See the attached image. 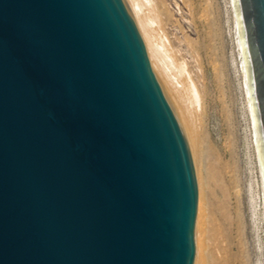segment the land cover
<instances>
[{
    "label": "water",
    "instance_id": "95a60500",
    "mask_svg": "<svg viewBox=\"0 0 264 264\" xmlns=\"http://www.w3.org/2000/svg\"><path fill=\"white\" fill-rule=\"evenodd\" d=\"M264 214V0H232ZM175 66L135 0H0V264H194Z\"/></svg>",
    "mask_w": 264,
    "mask_h": 264
},
{
    "label": "rangeland",
    "instance_id": "374dc122",
    "mask_svg": "<svg viewBox=\"0 0 264 264\" xmlns=\"http://www.w3.org/2000/svg\"><path fill=\"white\" fill-rule=\"evenodd\" d=\"M231 4L151 1L158 27L182 54L201 96L188 120L180 112L198 191L194 264H264L261 168Z\"/></svg>",
    "mask_w": 264,
    "mask_h": 264
},
{
    "label": "bare ground",
    "instance_id": "6f19581e",
    "mask_svg": "<svg viewBox=\"0 0 264 264\" xmlns=\"http://www.w3.org/2000/svg\"><path fill=\"white\" fill-rule=\"evenodd\" d=\"M151 1L152 0H135V2L139 5V7L142 9V11L149 18V20L153 23V25L155 27H157V30L160 32L163 40L165 41V43H166V45H167V47L169 49L170 59H171V61L173 62L174 66H175V72H176V78H177V83H178V89H179V94H180L181 101H182L181 102V106H180V112L188 120V115L190 113V110H193V108L197 109L198 107H200V101H201L200 92H199L196 84L194 83L193 79L190 76L191 73H189L188 70H187L186 61L181 57L182 54L180 56L179 52L176 50V48L173 49L172 47H170V45L168 43L169 40L166 38V36L164 34L165 32L162 31L158 27L159 26V17H158L157 12L154 11L156 9L152 8ZM231 3H232V0H231ZM231 5H232V9L231 10H232V12L234 14L233 4H231ZM156 11H158V10H156ZM234 33H235V38H236V44H237V47H238L237 48V51H238L237 53L239 55V63H240L241 74H242V83H243L244 90H245L244 93L246 95L245 99L247 101V107H248V112H249V116H250V123H251L250 126L252 128L251 129L252 130L251 134H252V137H253V142H254V147H255V151H256V156H257V159H258L259 164H260L258 138H257V133H256V129H255L254 120H253V115H252V110H251V106H250V101H249V97H248L247 87H246V81H245V75H244V68H243V62H242V56H241V50H240V44H239V38H238V32H237V26H236V20H235V14H234ZM261 202H262V212H263V189H262V201ZM262 217H263V221H264V214H263ZM223 220H224V217H223Z\"/></svg>",
    "mask_w": 264,
    "mask_h": 264
}]
</instances>
